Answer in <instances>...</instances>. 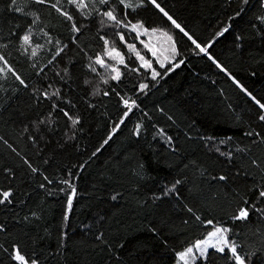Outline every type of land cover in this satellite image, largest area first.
<instances>
[{"label": "trees", "instance_id": "obj_1", "mask_svg": "<svg viewBox=\"0 0 264 264\" xmlns=\"http://www.w3.org/2000/svg\"><path fill=\"white\" fill-rule=\"evenodd\" d=\"M7 2L8 0H0V44L8 45L6 49H0V55L5 56L9 65L25 80L28 88L25 89L15 81L11 73L0 64V69H3L0 72V188L10 185L15 191L14 200L23 201L13 211L0 209V223L8 220L9 230L21 239L24 250L28 253L32 252V238L44 236L47 228L51 232V239H44L36 245V254L39 255L41 264H113L112 257L106 254L97 255L91 247L93 233L97 227L96 214L101 209L109 211L107 194L117 188L124 190L118 181H122L124 186L135 182L134 178H131L130 170L134 169L138 162L145 164L150 178L143 182L144 187L136 194L137 198L143 199L146 193L159 192L163 185L176 175V171L167 166V163L174 164L175 161L171 156L165 157L162 154L164 150L158 143L159 138H152L155 132L152 125L155 124L156 128L163 129L173 137L179 135L183 142L184 132L197 135L187 124L191 120H198L196 127L200 132L217 139L226 136L234 138L231 144L226 142L220 146L223 151H228L244 140L242 126L246 123L248 113L242 114L244 121H236V116L241 115L244 99L231 82L205 58L189 55L185 65L157 82L145 80L143 77H136L132 81L149 83L147 95L139 94V107L130 113L125 125L109 144L104 146L97 156L91 157V153L106 137L112 121L116 119V97H88L85 90L77 86L80 83L77 81L73 84L75 91L71 93L77 108L72 111L83 117V124L81 131L75 134L76 139L64 145L65 132L70 133V129L65 127L62 113L52 115L51 128L44 125L41 126L39 134L33 131V123L50 112L48 102L43 101L42 97H39L42 102L37 103L39 92H36V89L43 91L49 84L61 87L59 78L54 76L60 65L49 66L45 69L46 74L40 77L35 75L36 71L45 67L51 53L55 51V41L60 40L70 45L61 64L75 61L74 74L81 71L87 57L71 45L70 30L53 9L31 5L25 8V11L33 12L39 17L32 28L33 43L44 46L36 59L37 67L33 69L30 61L16 50L18 37L9 35L10 30L22 34L30 20L16 13H9L5 7ZM25 2L26 0H18L21 5ZM51 2L54 3L55 0ZM225 2L226 0H161V3L200 40L207 39L220 26L230 23L232 32L222 38L212 52L242 82L258 95H264V79L250 81L243 70L246 66L241 65L231 50L233 36L247 30L249 18L256 12V0H252L246 15L233 21L228 20L227 13L234 12L237 7L236 0L232 7L227 9L221 7ZM62 3L67 8L66 0H62ZM17 23H21V28H16ZM41 30L51 37V44L46 42ZM81 43L85 45L88 55H93L98 50L95 42L90 41L88 37L82 38ZM248 46L246 43V47ZM255 51L257 54H264V45L257 43ZM125 84V94L137 99V94L132 92L127 78ZM48 90L52 91L51 88ZM63 90L67 92V87ZM221 92L224 95H220ZM84 99H90L96 107L88 109ZM229 105L234 111H229ZM145 112L149 115L145 116ZM169 116H172L176 123L169 120ZM136 123L146 126L142 129L139 139L131 135ZM25 127L29 129L28 132L24 131ZM30 135L34 139L30 140ZM41 135L45 137L44 140L40 139ZM185 147L189 150L195 149L190 151V155L195 158L201 157L202 153L207 151L202 149L200 142L196 140L188 142ZM24 160H28L39 172L33 175ZM46 160L47 164L44 163ZM81 164L84 165L83 168L75 167ZM5 169L12 170L14 176L11 181L4 175ZM70 172L76 175H70ZM43 176L68 179L78 186L80 192L70 213L71 225L67 232L71 239L63 255L52 256L49 252L56 248L57 228L65 208L66 198L59 189L66 186L53 183L46 184L45 189H41L39 184L44 182ZM181 192L185 194L186 189L182 188ZM170 208L171 204L166 202L158 209L141 211L135 207L133 197L127 192L124 199L116 202V208L112 210L116 211L117 215L112 217L110 224L113 231L120 230L119 238L125 242V248L118 250L122 257L121 264H174L175 249H182L210 230V226L206 228L198 225L194 219L190 220L189 225H184L182 219L187 217V213L180 210L179 206L175 210L166 211ZM15 212L20 214L21 219L25 215L30 216L32 212H36L42 219L34 221V225L30 226L24 225L23 222L16 224ZM201 215L205 219H213L214 223L226 221L233 229L230 238L238 243H259V238L249 231L250 228L256 231L255 218L251 224L245 226L232 224L227 218V213L219 208L204 211ZM85 225H90L92 231L88 232ZM149 227H154L158 235L153 236L147 230ZM260 230L264 231V226H261ZM25 231L28 236L23 235ZM85 232L87 234L83 235ZM2 241L3 236L0 235V242ZM165 242L168 243L167 248ZM219 264H223V261Z\"/></svg>", "mask_w": 264, "mask_h": 264}, {"label": "snow or ice", "instance_id": "obj_2", "mask_svg": "<svg viewBox=\"0 0 264 264\" xmlns=\"http://www.w3.org/2000/svg\"><path fill=\"white\" fill-rule=\"evenodd\" d=\"M233 2L234 0H226L221 7L230 8ZM251 3L252 0H236L237 7L234 12L227 13L228 20L233 21L246 15ZM66 4L67 8L62 0H55L54 3L51 0H26L23 5L18 3V0H8L5 5L9 13H16L30 20L22 34L10 30L9 35L18 37L16 50L30 61L33 69L37 67L36 59L44 46L33 43L32 28L39 17L33 12L25 11V8L31 5L53 9L70 30L71 45L87 57L81 71L74 74L75 61L61 64L63 55L69 50L70 45L60 40L55 41V51L51 53L45 67L36 71L35 75L40 77L46 74L45 69L49 66L60 65L54 76L59 78L61 87L49 84L43 91L36 89V92H39L37 103L42 102L39 99L42 97L50 106L49 114L33 123V131L36 133H40L41 126L47 125L51 128L52 115L62 113L65 127L70 129L71 133L65 132L64 145L76 139L75 134L81 131L83 117L72 111L77 108V104L71 98V93L75 91L73 84L80 81L77 86L85 90L88 97L114 96L118 103L116 119L112 121L100 146L91 153V157L97 156L125 125L130 113L139 107L137 103L139 94L147 95L149 83L132 81L136 77H143L145 80L157 82L158 79H163L185 65L189 55L205 58L238 90V94L244 99V106L241 108V115L236 116L237 123L245 120L243 113H248L246 123L242 126L244 140L228 151H223L220 146L226 142L231 144L234 138L226 136L217 139L202 133L196 127L198 120H191L187 124L189 129L197 132V135L184 132L183 142L179 135L173 137L153 124L155 132L152 138L154 140L159 138L158 143L164 150L162 154L165 157L171 156L175 161L174 164L167 163V166L173 168L176 175L165 183L159 192L146 193L143 199L137 198L136 194L144 187L143 182L150 178L145 164L138 162L137 166L130 170L131 178H134L135 182L124 186L122 181H118L124 190L117 188L109 192L106 197L109 211L101 209L96 214L97 227L93 233L92 251L97 255L106 254L112 257L113 264H121L122 257L118 250L125 248V242L119 238V229L115 231L111 229L110 221L117 215V212L112 210L116 208V202L124 199L127 192L133 197L135 207L141 211L158 209L167 202L171 204V208L166 211L175 210L179 206L180 210L187 213V217L182 219L184 225H189L190 220L194 219L198 225L206 228L210 226L206 235L182 249L174 250V264H219L220 261H223V264H264V231L260 230L261 226H264V95H258L242 82L212 52L215 45L232 32V25L224 24L207 39L200 40L161 3V0H66ZM256 5V12L249 18L247 30L236 33L231 41L232 54L242 66H246L243 70L250 81L264 79V54H257L255 51L257 43L264 45V0H256ZM21 23H17L16 28H21ZM41 32L46 37V42L51 44L52 40L48 33L43 30ZM84 37L95 42L98 50L93 55H88L85 45L81 43ZM7 47V44H0V49ZM0 64L11 73L15 81L25 89L28 88L25 80L9 65L4 55H0ZM2 71L3 69H0V72ZM126 78L128 84H131L132 92L137 94V99L125 94ZM65 86L67 92L63 90ZM49 88L52 91H49ZM220 95L224 93L221 92ZM84 103L88 109L96 107L90 99H84ZM229 111H234L231 105ZM144 115L149 114L145 112ZM168 119L176 123L172 116ZM145 127L141 123H136L131 135L139 139ZM24 131L28 132L29 129L25 127ZM28 138L34 139L31 135ZM40 139L44 140L45 137L41 135ZM193 140L199 141L201 148L207 150L199 158L190 155V151L195 149L189 150L185 147V144ZM241 144L243 146H240ZM44 163L47 164L48 161ZM24 164L33 175L39 172L28 160H24ZM75 167L83 168L84 165ZM69 174L76 175L71 172ZM4 175L9 181L14 176L11 169H5ZM43 181L39 184L41 189H45L46 184L53 183L66 186L59 189L66 198L65 208L57 228L56 248L49 252L52 256L63 255L71 239L67 232L71 225L70 213L80 192L78 186L68 179L43 176ZM182 188L186 189L185 194H182ZM14 197L15 191L10 185L0 188V209L13 211L15 207H19L23 201L17 202ZM215 208L225 211L232 224L247 226L255 218L256 231L251 228L249 231L259 238V243L253 245L238 243L230 238L233 229L226 221L214 223L213 219H205L201 215L202 212ZM14 215L17 217L16 224L23 222L26 226L34 225V221L42 219L36 212H32L30 216L25 215L22 219L18 212ZM85 228L88 232L92 231L90 225H85ZM147 230L153 236L158 235L154 227ZM86 234L87 232L83 233ZM0 235L3 236V241L0 242V264H41V259L36 254V245L39 241L51 239V232L46 228L44 236L32 238V252L28 253L24 250L21 239L9 230L7 219L0 223ZM23 235L28 236L27 231ZM167 247L168 243L165 242V248Z\"/></svg>", "mask_w": 264, "mask_h": 264}]
</instances>
